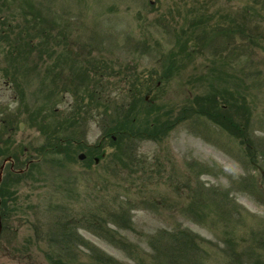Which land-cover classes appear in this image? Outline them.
<instances>
[{"label": "rangeland", "instance_id": "374dc122", "mask_svg": "<svg viewBox=\"0 0 264 264\" xmlns=\"http://www.w3.org/2000/svg\"><path fill=\"white\" fill-rule=\"evenodd\" d=\"M15 114L0 264H264V0H0Z\"/></svg>", "mask_w": 264, "mask_h": 264}, {"label": "trees", "instance_id": "16d2710c", "mask_svg": "<svg viewBox=\"0 0 264 264\" xmlns=\"http://www.w3.org/2000/svg\"><path fill=\"white\" fill-rule=\"evenodd\" d=\"M196 112L197 113H200V114H205V115H207L209 117L214 118L216 120V122H218L219 124H222V120H223L222 117H221V115H222L221 112L225 113L224 111L219 110L218 108H216V109H212L211 107L209 108L207 106V104H203L200 107H198L197 110H196ZM167 127L168 126H167L166 122H164L162 124V126L160 127V129L159 130L158 129L156 130L155 137L156 138H159V136L162 135L163 130L165 128H167ZM150 138H152L151 135H150ZM180 236L183 237V238H185V239H187V242L186 243H188V248L189 249H192V250L196 251V243H195L194 238L191 237V235H188L186 233H180ZM167 241H169V242L166 244V246L164 245L163 250H165V252L168 255H174L180 248H177L176 249V246H174L176 243H174L172 241V236L171 237H168ZM165 258L167 259V257H165ZM238 261L239 260H235V262H238Z\"/></svg>", "mask_w": 264, "mask_h": 264}, {"label": "water", "instance_id": "95a60500", "mask_svg": "<svg viewBox=\"0 0 264 264\" xmlns=\"http://www.w3.org/2000/svg\"><path fill=\"white\" fill-rule=\"evenodd\" d=\"M80 157H83V155H81Z\"/></svg>", "mask_w": 264, "mask_h": 264}]
</instances>
